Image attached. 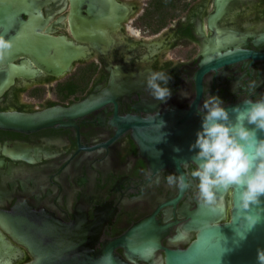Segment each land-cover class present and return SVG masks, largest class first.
<instances>
[{
  "label": "flooded vegetation",
  "instance_id": "flooded-vegetation-1",
  "mask_svg": "<svg viewBox=\"0 0 264 264\" xmlns=\"http://www.w3.org/2000/svg\"><path fill=\"white\" fill-rule=\"evenodd\" d=\"M20 8L27 39L52 40L47 56L55 60L67 44L74 58L52 74L31 53L17 55L0 112L32 115L83 101L92 109L69 126L0 127V264L31 259L11 224L44 213L101 224L96 248L152 217L163 228L161 246L145 257L126 256L121 245L115 251L131 264H164L165 248L185 249L196 238L186 212L200 203L195 182L180 191L166 177L194 165L180 172L152 166L126 121L198 109L208 93L228 106L249 98L253 80L250 98L264 94V0H49ZM206 62L218 65L202 72ZM156 70L172 77L166 103L146 88ZM217 198L225 206L221 224L229 220L230 191Z\"/></svg>",
  "mask_w": 264,
  "mask_h": 264
},
{
  "label": "water",
  "instance_id": "water-1",
  "mask_svg": "<svg viewBox=\"0 0 264 264\" xmlns=\"http://www.w3.org/2000/svg\"><path fill=\"white\" fill-rule=\"evenodd\" d=\"M48 1L0 0V35L12 42L9 54L0 60V94L11 83L9 72L19 68L12 63L17 55L31 53L52 74L61 73L60 67L67 69L74 58L70 54L73 51L67 44H63L64 51L61 52L63 56L60 60L49 58L47 54L50 51L49 42L52 40L32 34L27 39L23 32L25 21L21 17L23 10L20 7L43 5ZM9 7L14 8L8 9ZM248 54L252 53L238 51L234 55L241 57ZM234 55L227 57L235 59ZM216 65L218 64L206 62L202 72ZM240 103L241 101L227 107ZM91 109L90 103L83 101L69 108L56 106L32 115L0 112V127L27 131L53 125L69 126L73 124L72 119ZM200 123L201 116L194 105L186 110H170L147 119L126 121L127 126L133 129V137L141 154L152 166H169L179 172L180 164L190 161L194 154L189 151V145L195 141ZM259 135L264 136V133ZM177 148L180 149L179 152L175 151ZM229 191V220L221 224L216 222L224 217L225 206L214 210L199 203L195 209L186 212L189 216V227L198 231L196 238L185 249L165 248L164 264H257V249H264V214L248 231V224L236 216L238 192L231 189L221 190L217 197H223ZM261 200L264 201V197ZM256 214L257 210L253 209V215ZM101 227V224L94 226L93 222L87 220L65 222L44 213L36 219H15L11 224V235L30 254L31 259L24 264H99L100 257L106 252H111L113 264H131L115 251L117 246L125 248L126 256L129 254L143 257L152 248L161 246L156 234L163 228L156 226L152 217L132 226L119 237L101 241V246L96 248ZM242 233H246L243 239L239 236Z\"/></svg>",
  "mask_w": 264,
  "mask_h": 264
},
{
  "label": "clouds",
  "instance_id": "clouds-1",
  "mask_svg": "<svg viewBox=\"0 0 264 264\" xmlns=\"http://www.w3.org/2000/svg\"><path fill=\"white\" fill-rule=\"evenodd\" d=\"M11 48V40L0 35V60ZM171 79L166 71L150 72L146 81L149 94L166 103L172 96L168 86ZM256 87L257 82L250 81L246 91L254 93ZM233 93L238 94L235 87ZM251 93L249 98L232 107H227L219 95L208 93L198 106L200 128L195 141L189 145V151L194 154L190 161L180 164L182 169L189 165L194 167L190 172L166 177L168 185H174L180 191L191 188L195 182L197 201L214 210L222 208L217 198L219 191H237L236 216L248 224V231L264 214V207H261L264 204L261 200L264 197V136L259 135L264 133V94L252 99ZM156 182L159 183L158 178ZM253 209L257 210L256 215H253ZM245 234L239 236L243 239ZM99 264H113L111 252L100 257ZM257 264H264V249H257Z\"/></svg>",
  "mask_w": 264,
  "mask_h": 264
},
{
  "label": "rangeland",
  "instance_id": "rangeland-1",
  "mask_svg": "<svg viewBox=\"0 0 264 264\" xmlns=\"http://www.w3.org/2000/svg\"><path fill=\"white\" fill-rule=\"evenodd\" d=\"M4 1H6V0H4ZM13 1H16V2H18L19 0H13Z\"/></svg>",
  "mask_w": 264,
  "mask_h": 264
}]
</instances>
